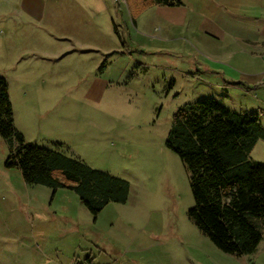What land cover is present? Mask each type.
<instances>
[{
    "label": "rangeland",
    "instance_id": "1",
    "mask_svg": "<svg viewBox=\"0 0 264 264\" xmlns=\"http://www.w3.org/2000/svg\"><path fill=\"white\" fill-rule=\"evenodd\" d=\"M181 1L179 21L169 25L149 0H0V76L15 128L26 142L129 183L127 199L109 202L94 220L74 191L25 183L6 165L0 135V264H53L69 234L81 253L133 250L150 264L238 257L189 219L187 174L165 139L185 103L219 98L231 110L258 113L264 127V101L205 82L190 9L212 0ZM250 157L264 164V140ZM257 223L262 238L240 258L249 264H264V219Z\"/></svg>",
    "mask_w": 264,
    "mask_h": 264
},
{
    "label": "trees",
    "instance_id": "2",
    "mask_svg": "<svg viewBox=\"0 0 264 264\" xmlns=\"http://www.w3.org/2000/svg\"><path fill=\"white\" fill-rule=\"evenodd\" d=\"M181 2L149 0L168 6ZM0 135L9 147L6 165L17 167L25 183L74 191L93 219L109 202L127 199L125 179L26 142L14 126L8 83L2 76ZM259 139L264 140V127L258 113L231 110L214 97L179 106L165 139L187 174L193 198L189 219L219 250L234 256L252 254L262 238L257 221L264 219V164L250 157Z\"/></svg>",
    "mask_w": 264,
    "mask_h": 264
},
{
    "label": "crops",
    "instance_id": "3",
    "mask_svg": "<svg viewBox=\"0 0 264 264\" xmlns=\"http://www.w3.org/2000/svg\"><path fill=\"white\" fill-rule=\"evenodd\" d=\"M155 5L161 14L170 16L164 18L166 24L179 21V5ZM206 5L190 9V20L195 21L198 31L196 40L202 45L195 63L199 65L202 58L201 67L210 74L205 82L225 93L252 91L258 101H264V0H212ZM69 235L71 238L64 239L65 246L60 245L62 241L57 244L55 253L61 258L56 257L53 264H150L145 255L135 254L133 250L106 252L96 248L97 253L94 250L81 253L82 244ZM63 250L68 255L62 254ZM243 256L246 255L224 263L197 259L190 264H249L248 257L246 261L240 259Z\"/></svg>",
    "mask_w": 264,
    "mask_h": 264
}]
</instances>
